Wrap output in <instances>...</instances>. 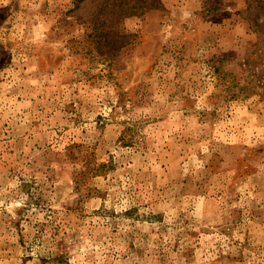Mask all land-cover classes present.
Instances as JSON below:
<instances>
[{"label":"rangeland","instance_id":"374dc122","mask_svg":"<svg viewBox=\"0 0 264 264\" xmlns=\"http://www.w3.org/2000/svg\"><path fill=\"white\" fill-rule=\"evenodd\" d=\"M0 264H264V0H0Z\"/></svg>","mask_w":264,"mask_h":264}]
</instances>
